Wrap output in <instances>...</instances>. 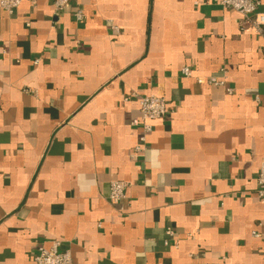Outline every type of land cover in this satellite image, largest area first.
Instances as JSON below:
<instances>
[{
  "label": "crops",
  "instance_id": "obj_1",
  "mask_svg": "<svg viewBox=\"0 0 264 264\" xmlns=\"http://www.w3.org/2000/svg\"><path fill=\"white\" fill-rule=\"evenodd\" d=\"M150 94L170 112L145 132L132 121ZM263 161L264 36L239 12L214 0L0 7V264H37L55 241L74 264H264ZM113 181L128 183L118 204Z\"/></svg>",
  "mask_w": 264,
  "mask_h": 264
},
{
  "label": "built area",
  "instance_id": "obj_2",
  "mask_svg": "<svg viewBox=\"0 0 264 264\" xmlns=\"http://www.w3.org/2000/svg\"><path fill=\"white\" fill-rule=\"evenodd\" d=\"M75 0H53L55 10L61 13L64 9L73 3ZM223 8L233 9L243 16V24L252 27L256 33L264 36V11L260 10L259 0H214ZM23 0H0V7L7 12H13L17 9ZM77 20L83 19L81 11L75 13ZM39 59L35 61L38 63ZM223 76L226 75V70L222 69ZM181 75L184 78L194 77L193 70L189 66H185L181 70ZM223 76L196 77L199 83L208 85H224ZM231 93L232 89H228ZM141 117L132 121L133 126L142 125L145 132L152 130V122L164 119L170 112V107L166 99L157 94H150L139 98ZM147 150L145 136L140 139L131 153L133 160L139 159L145 155ZM258 190L257 193L262 201H264V161L262 162L257 176ZM128 183L126 181H113L110 184L109 199L113 204L120 203L126 197ZM173 235V231L169 228L167 236ZM255 237H261V233L254 232ZM60 243L53 242L49 247L39 245L35 254L37 264H74L72 254L69 250L60 251Z\"/></svg>",
  "mask_w": 264,
  "mask_h": 264
}]
</instances>
